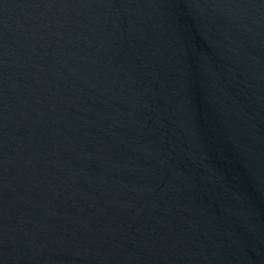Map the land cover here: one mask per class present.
I'll return each mask as SVG.
<instances>
[{"label":"water","instance_id":"obj_1","mask_svg":"<svg viewBox=\"0 0 264 264\" xmlns=\"http://www.w3.org/2000/svg\"><path fill=\"white\" fill-rule=\"evenodd\" d=\"M0 264H264V0H0Z\"/></svg>","mask_w":264,"mask_h":264}]
</instances>
